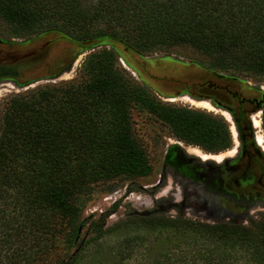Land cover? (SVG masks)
Segmentation results:
<instances>
[{
	"label": "trees",
	"instance_id": "1",
	"mask_svg": "<svg viewBox=\"0 0 264 264\" xmlns=\"http://www.w3.org/2000/svg\"><path fill=\"white\" fill-rule=\"evenodd\" d=\"M0 25L19 37L57 31L73 40L112 38L143 56L189 48L203 67L264 74V0H0ZM83 70L79 80L15 94L0 111V264H41L60 246L65 254L50 264L77 260L82 246L74 245L93 189L152 170L134 133V109L153 113L180 140L207 151L231 145L221 116L163 104L111 49L91 52ZM116 207L93 222L96 232ZM138 218L169 230L168 240L172 233L179 242L190 239L185 244L196 248V264H264V213L250 225L163 212ZM133 238L123 239L120 254ZM176 247L160 251L154 264H183Z\"/></svg>",
	"mask_w": 264,
	"mask_h": 264
},
{
	"label": "rangeland",
	"instance_id": "2",
	"mask_svg": "<svg viewBox=\"0 0 264 264\" xmlns=\"http://www.w3.org/2000/svg\"><path fill=\"white\" fill-rule=\"evenodd\" d=\"M44 48L46 54L42 60L35 63L20 61ZM101 48L111 49L119 65L140 83L149 87L163 104H173L221 116L229 129L231 145L218 152L207 151L201 146L180 140L169 125L153 113L134 109L132 113L134 133L147 149L152 170L145 176L109 181L93 189L82 213L84 225L74 245L76 247L81 242L82 247L73 264H154L160 256V251L163 252L171 244L179 246L176 247L179 255H182L179 263L196 264L198 261L195 260L196 248L185 244L190 239L186 240L184 236L185 243H182L172 233L173 237H170L172 239L168 240L167 234L171 233L169 230L161 232L160 228H152L148 221L140 220L139 216L131 213L133 210H151L158 206L175 204L163 211V215L181 216L210 223L246 225H250L252 220L259 219L260 214L264 213V199L261 196L252 197V200H249L248 196L243 197L244 205L248 206L247 212L238 208L219 215L202 204L191 189L188 209L178 210L176 206L180 200L182 181L173 167L166 165L165 156L168 150L169 153L184 152L187 156L199 159L203 164L209 161L218 165L228 162L229 167L233 168L242 158L240 149L243 142L239 135L242 129L247 135L245 146L256 153L264 154L262 113L256 104L264 94V74L243 75L205 68L195 61V58L202 56L189 48L178 49L175 56L161 53L143 56L112 38H104L93 47H84L57 31L19 37L8 35L0 25V69L13 74L0 78V111L7 99L15 94H24L38 86L84 78L86 74L83 70V61L91 52ZM224 86L237 92L239 98L233 99L225 91ZM256 113L258 117L255 118ZM254 118L256 120L260 118L259 128H253ZM253 135L263 148L255 143ZM258 137H261V142L258 141ZM254 165L258 171L254 173L256 177L253 179L257 181L258 177H264V160L262 163L255 162ZM111 186L115 189L108 191ZM250 201L254 202L249 205ZM114 203H117L116 210L106 217L103 231L96 232L93 222ZM137 235L143 238L135 240ZM128 236L134 238L128 242L129 247H125L126 250L120 254V244ZM64 250L65 247L60 246L58 252L52 251L41 264L54 262L57 255L65 254ZM169 251L173 252L171 249ZM237 264H242V260Z\"/></svg>",
	"mask_w": 264,
	"mask_h": 264
},
{
	"label": "flooded vegetation",
	"instance_id": "3",
	"mask_svg": "<svg viewBox=\"0 0 264 264\" xmlns=\"http://www.w3.org/2000/svg\"><path fill=\"white\" fill-rule=\"evenodd\" d=\"M224 89L233 99L237 100L239 98L237 92L230 90L226 86H224ZM244 102L245 101H242V103ZM256 104L259 107V110H261V121L262 126L264 127V94L259 100H257ZM256 117H258L257 113L255 114V118ZM253 120V128H257L259 125L261 126V123L256 124V121H258L256 119L253 124ZM243 133L245 132H243L242 129V132L239 133L243 142L240 149V156L242 158L237 161L238 164H234L235 166H233V168L229 167L228 162H223L222 165H218L213 161L203 164L199 161V159H196L193 156H187L184 152L176 153L172 151L169 153L170 150H168L165 156V163L166 165L173 167L174 172L182 181L180 200L177 201L178 204L176 206L178 210L188 209L189 191L191 189H193L194 194L199 198L202 204L211 208L219 215H224L226 212L238 208L243 212H247L248 206L243 203L244 196H248L249 200H252V197L260 198V196L264 199V177H258L257 181L253 179V177H256L254 173L258 171L257 166L254 164L255 162L262 163L264 160V154L256 153V151L252 150L250 147L245 146L246 144L244 143L247 142V135L246 133ZM253 140L256 144H258L256 136L254 135ZM263 149L262 151H264ZM259 189L262 191H258ZM253 202L250 201L249 205ZM256 202L262 201L256 200ZM159 207L160 206L152 208L151 211Z\"/></svg>",
	"mask_w": 264,
	"mask_h": 264
},
{
	"label": "water",
	"instance_id": "4",
	"mask_svg": "<svg viewBox=\"0 0 264 264\" xmlns=\"http://www.w3.org/2000/svg\"><path fill=\"white\" fill-rule=\"evenodd\" d=\"M102 39H87V40H74L75 42H79L80 44H82V46H86V47H93L96 46ZM46 54V49H41L37 52H35L34 54H31V56H29L28 58H23L20 61L21 62H29V63H35L38 60H42L44 55ZM9 75H13L10 71H4L0 69V78L2 77H7ZM173 205L175 204H168L167 206H162L159 207L155 210H133V212L131 214L136 215V216H141V217H146L151 215L152 213H156V212H163L169 208H171Z\"/></svg>",
	"mask_w": 264,
	"mask_h": 264
},
{
	"label": "bare ground",
	"instance_id": "5",
	"mask_svg": "<svg viewBox=\"0 0 264 264\" xmlns=\"http://www.w3.org/2000/svg\"><path fill=\"white\" fill-rule=\"evenodd\" d=\"M256 124H258V121H256ZM258 141H262L261 137H258Z\"/></svg>",
	"mask_w": 264,
	"mask_h": 264
}]
</instances>
